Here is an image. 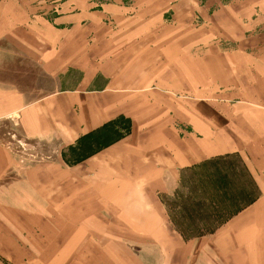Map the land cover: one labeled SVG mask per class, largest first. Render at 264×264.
<instances>
[{
    "label": "crops",
    "instance_id": "1",
    "mask_svg": "<svg viewBox=\"0 0 264 264\" xmlns=\"http://www.w3.org/2000/svg\"><path fill=\"white\" fill-rule=\"evenodd\" d=\"M7 122L58 146L0 189L1 203L16 188L31 204V233L47 219L48 247L71 227L95 264H264V0H0ZM13 158L0 140V180ZM234 158L261 193L186 240L165 197L183 174Z\"/></svg>",
    "mask_w": 264,
    "mask_h": 264
},
{
    "label": "rangeland",
    "instance_id": "2",
    "mask_svg": "<svg viewBox=\"0 0 264 264\" xmlns=\"http://www.w3.org/2000/svg\"><path fill=\"white\" fill-rule=\"evenodd\" d=\"M39 85V95L45 94L48 84L42 77ZM35 86L36 84L30 85ZM33 94L36 96L37 92ZM16 129L14 124L9 122L0 126V140L11 147L15 158L13 159L18 161L0 180V189L19 179L25 173L27 165L47 161L49 156L56 157L57 154V144L31 142L20 136ZM219 161L210 167L183 174L177 189L165 197L171 221L184 233L186 240L192 237H211L230 217L250 205L261 193L258 186H255L254 176L245 162L239 158ZM226 162L234 166L232 176L230 170H223ZM215 165L221 166L222 169L216 178ZM225 182H230L229 186ZM14 190L16 188L9 190L13 191L9 193L11 201L0 202V264H95V257L91 253V256L88 253L79 255L82 252L79 251L80 244L76 246L78 234L80 233V242L88 238L81 231L68 227L66 233L70 235L66 241L59 243L57 248L46 245L51 238V234H48L47 219L42 221L43 224H39V228L45 231L44 235L31 233L29 228L38 227L37 220L30 218V214L26 213L32 210L31 204L23 202L22 197L17 196ZM3 197L5 195L0 194V201ZM60 206L63 204H57V207ZM210 254L213 255L214 252L210 251ZM221 259H225V264H228V258L222 255ZM104 263L106 262L102 261L101 264Z\"/></svg>",
    "mask_w": 264,
    "mask_h": 264
}]
</instances>
